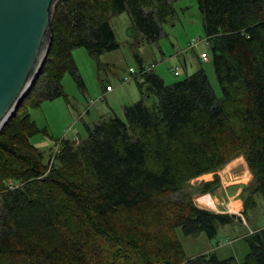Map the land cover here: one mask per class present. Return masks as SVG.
<instances>
[{
    "label": "trees",
    "instance_id": "obj_1",
    "mask_svg": "<svg viewBox=\"0 0 264 264\" xmlns=\"http://www.w3.org/2000/svg\"><path fill=\"white\" fill-rule=\"evenodd\" d=\"M219 87L200 67L166 85L144 84L158 114L141 97L85 124L86 137L62 139L50 164L30 143L38 127L25 104L64 96L69 72L81 79L72 48L95 55L118 46L107 16L126 11L148 41L163 34L168 0H57L41 73L16 114L0 129V264H264V228L246 236L241 261L214 253L187 256L178 230L213 238L235 214L198 206L188 182L242 154L253 178L243 211L264 203V0H197ZM12 183L13 188L8 184ZM215 180L204 183L209 192Z\"/></svg>",
    "mask_w": 264,
    "mask_h": 264
},
{
    "label": "rangeland",
    "instance_id": "obj_2",
    "mask_svg": "<svg viewBox=\"0 0 264 264\" xmlns=\"http://www.w3.org/2000/svg\"><path fill=\"white\" fill-rule=\"evenodd\" d=\"M168 1L173 13L162 23L163 34L158 39L146 40L126 11L110 14L107 20L118 46L95 55L82 46L73 47L71 52L81 82L65 72L61 80L64 96L44 100L39 106L24 104L20 108L21 112L26 110L29 113L38 127V132L30 137V143L43 151L45 157L55 145H60L62 139L85 138V124H92L102 115L115 113L125 118V107L141 97L158 114L159 97L154 91L145 84L139 88L135 79L123 80L130 67H150L166 85L203 67L220 94L211 63L199 61L196 56L201 50L208 51L210 44L202 28L197 0ZM176 66L178 69L173 70ZM107 84L112 86L111 90H105ZM203 185L189 181L187 189L195 195L198 206L212 210L204 200H199L204 194L201 191ZM255 200L256 206L244 215L240 212L237 219L218 224L213 238L204 233L191 235L178 230L186 255L190 257L205 252L214 253L219 259L234 257L241 261L249 252L246 236L253 230L264 228V203L260 195Z\"/></svg>",
    "mask_w": 264,
    "mask_h": 264
},
{
    "label": "water",
    "instance_id": "obj_3",
    "mask_svg": "<svg viewBox=\"0 0 264 264\" xmlns=\"http://www.w3.org/2000/svg\"><path fill=\"white\" fill-rule=\"evenodd\" d=\"M57 0H0V129L16 114L50 48Z\"/></svg>",
    "mask_w": 264,
    "mask_h": 264
},
{
    "label": "crops",
    "instance_id": "obj_4",
    "mask_svg": "<svg viewBox=\"0 0 264 264\" xmlns=\"http://www.w3.org/2000/svg\"><path fill=\"white\" fill-rule=\"evenodd\" d=\"M199 53L196 55L197 60L202 61L199 58ZM252 178L253 175L243 155L240 154L226 162L217 170L201 174L190 181L191 183L200 184L215 180V186L199 198L200 202L204 200V204L215 212L240 215V212L243 211L242 191L248 187Z\"/></svg>",
    "mask_w": 264,
    "mask_h": 264
},
{
    "label": "built area",
    "instance_id": "obj_5",
    "mask_svg": "<svg viewBox=\"0 0 264 264\" xmlns=\"http://www.w3.org/2000/svg\"><path fill=\"white\" fill-rule=\"evenodd\" d=\"M199 58H200L202 61L207 60V59H208V53H207V51H201V52L199 53ZM177 69H178V67L176 66V67H174L173 70H177ZM149 71H151V68H150V67H141V68H139V69H134L133 67H130V68H129V73H128V75H125L124 78H123V80H124V81H127V80H130V79L132 78V79H135V80H137V81H139V82H144V81H145V74H146L147 72H149ZM174 72L177 73V71H174ZM111 89H112V86H110L109 84H107V85L105 86V90H106V91L111 90ZM100 97H101L100 99H102L103 94H102ZM73 141H74V142H78V141H79V138L75 137V138L73 139ZM59 151H60V145H55V146L53 147L52 151H51L50 164L53 162V160L55 159V157H56V155L59 153ZM8 187H9V188H13L14 185H13L12 183H9V184H8Z\"/></svg>",
    "mask_w": 264,
    "mask_h": 264
}]
</instances>
